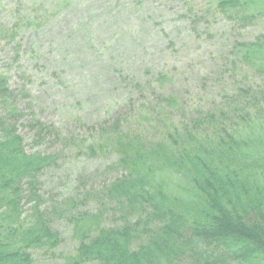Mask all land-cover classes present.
I'll list each match as a JSON object with an SVG mask.
<instances>
[{"label": "trees", "instance_id": "trees-1", "mask_svg": "<svg viewBox=\"0 0 264 264\" xmlns=\"http://www.w3.org/2000/svg\"><path fill=\"white\" fill-rule=\"evenodd\" d=\"M212 3L217 15L242 26L264 16V0ZM20 21L35 25L30 14ZM6 32L0 26V34ZM263 50L264 35L236 44L231 64L264 76V65L253 66ZM159 74L148 82L151 93L157 92L153 83L160 89L169 80L168 73ZM5 85L0 82V264H33V253L54 250L61 220L72 226L78 246L60 264H264V132L253 127L264 124V91L236 87L220 103L179 116L170 114L176 94L153 92L156 104L146 117L143 105L132 113L128 105L78 146L55 134L56 142L64 140L82 155L109 156L105 169L116 172L98 191L81 190L83 184L76 189L81 192H59L58 204L59 195L44 192L41 179L65 157L25 152L15 96ZM235 105L241 108L231 110ZM30 129L40 139L53 130L38 120ZM94 197L116 204L118 225L101 227V210L77 211Z\"/></svg>", "mask_w": 264, "mask_h": 264}, {"label": "rangeland", "instance_id": "rangeland-1", "mask_svg": "<svg viewBox=\"0 0 264 264\" xmlns=\"http://www.w3.org/2000/svg\"><path fill=\"white\" fill-rule=\"evenodd\" d=\"M53 1L0 0V26L7 30L0 34V82L15 96L17 133L26 153L60 152L65 157L58 161L59 168L43 173L42 189L50 197L80 190L83 184L81 190L98 191L116 176L105 169L109 156L82 155L77 147L63 145L64 140L56 142L55 134L78 146L84 135L123 115L128 105L131 113L143 105L146 117L156 104L153 92L176 94L170 114L179 116L189 108L220 103L236 87L264 91L258 69L234 67L229 57L236 44L264 35V16L242 26L217 15L212 0ZM23 13L30 14L35 25L20 21ZM262 52L254 58V68L264 65ZM159 72L168 73L169 80L160 89L153 83L157 92L151 93L148 82ZM36 120L53 129L43 139L30 129ZM260 124H253L255 133L264 132ZM116 208L94 197L77 211L101 210V227L116 226ZM58 226L60 244L50 252L33 253V264H60L61 256L75 253L78 240L72 226L63 220Z\"/></svg>", "mask_w": 264, "mask_h": 264}]
</instances>
